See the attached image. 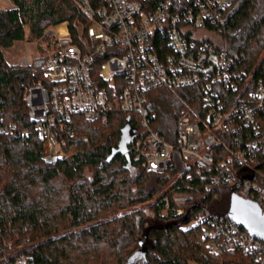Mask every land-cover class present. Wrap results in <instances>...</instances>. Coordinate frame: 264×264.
<instances>
[{
	"label": "trees",
	"instance_id": "1",
	"mask_svg": "<svg viewBox=\"0 0 264 264\" xmlns=\"http://www.w3.org/2000/svg\"><path fill=\"white\" fill-rule=\"evenodd\" d=\"M12 1L16 7L0 9V112L26 126L31 122L26 89L43 80L44 60H33L35 71L23 64L11 65L3 48L18 40L35 41L49 26L64 21L78 41L80 25L88 20L76 0ZM217 33L234 68L251 75L253 83L259 79L264 83V0H233ZM147 107L154 115L152 126L172 142L185 110L206 113L204 94L196 85L152 88ZM256 121L264 133V107ZM72 126V135L57 132V136L66 150L76 145L77 151L55 163L44 161L42 142L33 134L0 137V264H6L1 255L9 259L24 255L27 264L225 263L226 254L210 252L199 225L187 226L203 210L201 199L210 203L213 213L228 217L225 207L211 204L221 191L219 186L207 189L209 175L194 171L190 176L178 175L187 168L178 150L174 167L147 172L143 158L137 156L145 131L134 112H114L106 120L77 114ZM127 127L133 135L128 149L131 161L122 153L108 161ZM239 134L243 138L236 144L243 145L246 136L256 132L243 125ZM214 152L220 161L227 150L215 146ZM261 167L264 172V160ZM177 194L188 195L183 204L176 201ZM146 202L157 221L147 223L141 206Z\"/></svg>",
	"mask_w": 264,
	"mask_h": 264
},
{
	"label": "built area",
	"instance_id": "2",
	"mask_svg": "<svg viewBox=\"0 0 264 264\" xmlns=\"http://www.w3.org/2000/svg\"><path fill=\"white\" fill-rule=\"evenodd\" d=\"M76 2L88 20L80 25L79 40L68 21L62 22L63 33L58 24L52 27L53 49L41 65L43 80L26 89L31 122L21 126L0 112V137L33 134L42 142L44 161L55 163L77 151L76 145L66 150L57 136V132L72 135L75 115L106 120L114 112H134L145 131L137 156L143 158L147 172L174 167L178 150L187 166L178 175L207 174L208 190L230 186L264 212V133L256 121L264 107V83L262 79L253 83L251 75L234 68L217 33L233 0ZM32 62L26 58L23 65L35 71ZM195 85L204 94L205 116L185 110L177 121L176 141H169L152 126L147 94L156 87ZM2 102L0 98V111ZM243 125H251L256 135L237 145ZM215 146L227 150L220 161ZM190 225L201 227L211 253L226 254L224 264H264V239L213 213L208 205ZM1 259L6 264H27L24 255L12 259L1 255Z\"/></svg>",
	"mask_w": 264,
	"mask_h": 264
},
{
	"label": "rangeland",
	"instance_id": "3",
	"mask_svg": "<svg viewBox=\"0 0 264 264\" xmlns=\"http://www.w3.org/2000/svg\"><path fill=\"white\" fill-rule=\"evenodd\" d=\"M6 2L4 0H0V6L7 7L8 5L5 4ZM0 7V9H1ZM55 26V25H53ZM49 26L45 30V34L36 39L35 41H27V40H18L16 41L12 46L8 47L6 52V60L9 64L14 65L18 61H22L25 57H28L30 60H34L37 58L38 60H44V58L50 53V51L53 49L52 44V27ZM108 68H104L103 71L107 72ZM220 191L221 195L219 198H213L211 201V204H219V206H223L229 210L230 207V199L233 192L232 187L221 185ZM187 194H177L176 195V201L183 204V201L187 198ZM201 199V198H200ZM204 204L210 205L209 202H204L203 199H201ZM147 202L144 203L141 206H145L146 214H147V223L155 222L157 221L156 218H154V213L150 207L147 206ZM192 264V263H191Z\"/></svg>",
	"mask_w": 264,
	"mask_h": 264
},
{
	"label": "water",
	"instance_id": "4",
	"mask_svg": "<svg viewBox=\"0 0 264 264\" xmlns=\"http://www.w3.org/2000/svg\"><path fill=\"white\" fill-rule=\"evenodd\" d=\"M132 137V131L128 127L125 128L120 136L118 145L112 149L107 160L110 161L116 154L122 153L126 155L128 161H131L128 149ZM228 217L254 235L264 239V212L255 201L243 198L233 192L230 199Z\"/></svg>",
	"mask_w": 264,
	"mask_h": 264
},
{
	"label": "crops",
	"instance_id": "5",
	"mask_svg": "<svg viewBox=\"0 0 264 264\" xmlns=\"http://www.w3.org/2000/svg\"><path fill=\"white\" fill-rule=\"evenodd\" d=\"M6 3V5H8L7 7H16V5H15V3L12 1V0H4ZM3 5V4H2ZM1 5V6H2ZM0 6V7H1ZM7 7H3V8H7ZM2 8V7H1ZM8 49V47H6V48H3V51H4V55H6V50ZM5 58H6V56H5ZM26 58H28V57H25L22 61H18L17 63H15V64H23V62H24V60L26 59ZM8 62V61H7Z\"/></svg>",
	"mask_w": 264,
	"mask_h": 264
},
{
	"label": "bare ground",
	"instance_id": "6",
	"mask_svg": "<svg viewBox=\"0 0 264 264\" xmlns=\"http://www.w3.org/2000/svg\"><path fill=\"white\" fill-rule=\"evenodd\" d=\"M57 28L60 32H65L66 31V28H65V24L64 23H60L57 25Z\"/></svg>",
	"mask_w": 264,
	"mask_h": 264
}]
</instances>
